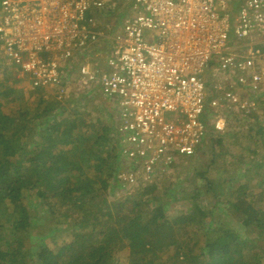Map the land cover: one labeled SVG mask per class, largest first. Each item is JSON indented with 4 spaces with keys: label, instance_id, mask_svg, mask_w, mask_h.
Instances as JSON below:
<instances>
[{
    "label": "built area",
    "instance_id": "built-area-1",
    "mask_svg": "<svg viewBox=\"0 0 264 264\" xmlns=\"http://www.w3.org/2000/svg\"><path fill=\"white\" fill-rule=\"evenodd\" d=\"M111 1L0 0V66L40 89L68 83L66 61L76 96L118 99V200L181 179L210 131L264 110V0H133L118 18Z\"/></svg>",
    "mask_w": 264,
    "mask_h": 264
},
{
    "label": "trees",
    "instance_id": "trees-1",
    "mask_svg": "<svg viewBox=\"0 0 264 264\" xmlns=\"http://www.w3.org/2000/svg\"><path fill=\"white\" fill-rule=\"evenodd\" d=\"M114 1L118 6L115 12L117 18L119 15L125 16L129 13L133 0ZM61 65L65 66L66 62H62ZM9 73L7 67L0 69L2 75L0 76V83L6 82L11 85L10 87L5 85L3 90H0V133L4 132L5 127L8 128V131L3 133L7 140L4 143L0 142V221L3 219L8 220L6 225L10 229V234L18 238V228L21 224L19 216L22 213L24 201L31 197L30 201L36 200L35 204L40 207L49 206L50 204L43 201L44 197L47 196V190L50 189L48 192L52 193L53 198L56 199L62 198L66 193L70 195L71 190L63 191L60 190V187H69L70 178L74 175L80 179L75 188V194L78 189L83 188L81 190L82 194L75 195L76 200L71 204L68 201V204L61 205V208L64 209L72 208V212L60 216V219L57 216L56 221H60L62 231L69 228V224H66V220L69 218H72L75 225H79L80 229L91 228L87 235L81 236V249L87 250L88 253L82 251L78 254L79 258L67 261L64 253L68 246L67 242L65 245L55 243V239L50 238L48 240L49 244L44 243L35 255L38 264H99L102 254L110 253L117 248L116 244L111 241L118 240L119 246H123V239L129 242L131 248L135 247L132 250L140 255L139 260L144 261V264H153V258L156 257L157 250L167 249V247L178 243L177 230L179 227L185 232L184 241L188 243L192 241L195 234L200 233L202 230L201 223L206 217V211L200 203L195 201H193L192 207L191 202H178L183 194L190 199L192 196L190 190L181 185L180 182L183 179L167 182L163 188L158 185L153 186L147 193L148 195H156L154 200L162 196L166 203H170L168 209L164 207L166 204L162 206L163 209L169 212V216L166 218L157 217V211L151 209L148 203L140 200L133 202L128 198H122L116 199L107 205L105 193L108 188L109 173L113 167L117 168L120 164L118 138H114L115 136L110 128L103 127V125H100L101 123H96L89 116L67 114L63 104H59L57 101L50 102L45 105L44 109H41L44 100L37 97L36 93L33 99H25L19 111L14 112L11 110L12 112L5 116L4 108L9 110L12 103L22 100V98L16 96L15 86L28 79L27 77L9 79L12 78ZM11 80L16 85H13ZM17 82H19L18 85ZM211 89L212 86H210V95L208 94V96L214 97ZM55 105L60 110L57 122H52L51 119L40 121L42 116H45V111L47 110L46 113H49ZM31 109H36V115L31 112ZM55 115L53 116L54 119L58 116ZM251 118L254 124L260 125L259 130H264V120L259 115L254 114ZM33 126L37 128L45 140L44 147L41 149L36 147L37 153L34 152L35 154L29 158L26 153L21 152L18 148L15 149L14 146L16 143L23 145V143L28 142L29 135L26 130H31ZM249 130H252V128ZM231 164L227 163L228 166H231ZM105 166L106 168H103ZM91 167L95 169L94 176L86 178ZM256 169L258 171L261 167L257 166ZM209 170L208 166L200 174L199 179L206 182V173ZM102 175L101 184L97 183L95 188H91L89 184L98 182V177ZM247 179L252 180L253 177L247 176ZM203 184H196L195 193L201 191ZM33 189L39 191L35 193ZM89 189L92 191L89 192ZM262 191L264 192V188ZM170 198H173V200ZM86 202L89 203L88 206H85ZM246 205L247 203L241 191L238 199L231 203L232 212L241 216L245 213ZM126 210H128L127 214L125 213ZM52 212L56 214L54 211ZM111 213L115 214L116 229H112L108 237L100 242L108 229V225H113L108 222L109 219L106 217ZM35 222L39 225V220L36 218ZM52 231L53 229L49 235ZM119 233L120 235H118ZM250 237L252 236L249 235L248 238ZM96 238L100 243L90 247ZM145 240L148 241L145 242ZM220 240L223 239L218 238L206 247V253L211 258H215V260L209 261V264H224L228 253L243 252L242 244L237 243V245H234L233 242L228 243L226 240H223L224 242ZM73 242L75 244V240H72L71 243ZM159 242H162L163 246H160ZM21 249H23V244L18 240L15 241L13 250L16 254L11 256L5 254L7 258L4 261V254H0V264H5V261L9 262L8 257L18 259V261L28 258L26 254L20 253ZM52 249H56L57 252ZM29 250L33 254L36 252L35 248L31 246ZM250 250L249 247L247 251ZM149 254L153 255L151 260ZM175 255L181 257L178 254ZM189 256H191L194 264L200 263L199 256L188 254L185 258L189 259ZM7 264H18V262Z\"/></svg>",
    "mask_w": 264,
    "mask_h": 264
},
{
    "label": "rangeland",
    "instance_id": "rangeland-1",
    "mask_svg": "<svg viewBox=\"0 0 264 264\" xmlns=\"http://www.w3.org/2000/svg\"><path fill=\"white\" fill-rule=\"evenodd\" d=\"M237 4L238 2L236 0V5ZM9 75L12 77L9 79H19L22 76H27L24 73L19 74L13 72H10ZM0 76L2 75L0 74ZM27 82L28 79L22 81L21 84L17 82V85H19L15 86L16 96L22 98V100L12 103V107L9 110H7L8 108H4L3 111L5 116H7L9 112H12L11 110L14 112L19 111L23 106L25 99H33L35 93L37 94V97H41L42 100H44L41 109H44L45 105L48 103L54 102L50 93L36 92V89L32 90L28 86H24ZM5 85H8V87L11 86L6 82H2L0 83V90H3ZM13 85H16L14 81ZM77 103L79 104L74 107L67 105L68 108L73 107L70 111L66 109L67 114H74L78 111H89L95 103V100L89 99L84 100L81 103L78 101ZM83 103L84 105L79 108V105ZM57 105H55L49 113H46V110L45 116L43 115L40 121L51 119L52 122H57V118L60 116V110ZM35 111L36 109H31V112L34 115H36ZM55 114L58 116L54 119L53 116ZM112 114L116 115V112L112 111ZM94 116L98 117L97 112H95ZM105 118H103L102 122L106 126L111 127L110 130L112 131V126H114L113 117L105 114ZM260 118L264 120V113ZM5 119H7V117H5ZM117 125L118 121L116 122L114 129H116ZM259 127L260 125L253 124L251 127L252 130L245 129L235 133L226 132V135L222 138L214 135L212 144L200 148L194 159L183 162L184 171L182 172V176L185 175L187 180L184 179L180 183L190 190L192 196L190 199L183 194L178 199V202H191V207L193 201L200 203L206 211V217L201 223L202 230L199 234L194 235L190 243L184 241L185 232L179 227L177 230L178 243L167 247V249L162 248L163 250H157L156 257L153 258V264H194L191 256H189V259L185 258L188 254L199 256V264H209V261L215 260V258H211L206 253V247L209 244L214 243L218 238H222L224 241L228 238L226 240L228 243L233 242L234 245H237V243L243 245V252L228 253L225 257L226 263L224 264H264V192L262 191L264 188V130H259ZM7 131L8 128L5 127L3 133ZM26 132L29 135L28 142L23 143V145L16 143L14 148L20 149L21 152L26 153L30 158L31 155L37 153L36 147L39 149L44 147L45 138L41 136L35 126H33L31 130H26ZM3 133H0L1 143H4L7 140V137L3 135ZM111 144L113 143L111 142ZM227 163L232 164L231 166H228ZM208 166L210 170L206 173L205 182L203 179H199V176ZM257 166L261 167L258 171L256 169ZM103 168H106V166ZM94 171V167L89 168V173H87L86 178L94 176ZM113 171L114 168L110 170L109 179L116 172ZM261 175H263V177H261ZM247 176H252L253 179H247ZM102 178L103 175L98 177V182L91 183L89 186L95 188L97 183L100 185ZM79 181L80 179L78 176H71L69 187H60V190L63 191L68 189L71 190V194L67 195L66 193L65 196L59 199L53 198L52 193L48 192L50 189H48L47 196L44 195L45 197L43 201L46 204H50L49 206L40 207L35 204L36 200L30 201L31 197L26 199L24 201L22 213L20 214L21 224L19 226L18 238L10 234V229L6 225L8 220L3 219L0 221V254H4L3 261L7 258L5 254H10V256L16 254L13 247L14 242L17 240L23 244V249H21L20 253L26 254L28 258L18 261V259L16 260L8 257L10 263L17 261L18 264H38L35 255L38 253L37 251L43 243L49 244L48 240H50V238H54L56 241L55 243H62L65 245L67 242L68 246L66 247V251H64L66 256L65 259L67 261L72 260L73 258H79L78 254L82 251L87 252V250L81 249V236L87 235L91 228L80 229L78 227L79 225H75L74 220L69 218L66 220V224H69V228L66 231H62L60 221H56L57 216L60 219V216L72 212V208L64 209L61 208V205L68 204V201L71 204L76 200L75 195L82 194L81 190L83 188L78 189L75 194V188L79 184ZM202 183L204 184L201 191L195 193L194 189H196V184ZM33 191L37 193L39 190L33 189ZM91 191L92 190L89 189V192ZM241 191L247 205L245 213L240 216L232 212L231 203L238 199L239 192ZM155 196L156 195L154 194H146L142 195L141 198L138 193H133L128 199L133 202L139 200L146 202L151 209L157 211V217L166 218L169 216V212L165 209H168L170 203H166L162 196L161 198L154 200ZM170 199L173 200V198ZM111 202V200L106 198L107 205ZM165 204L166 206H164ZM88 205L89 203L86 202L85 206ZM162 206H164L165 209H163ZM52 211L56 214H53ZM125 213L127 214L128 210H126ZM106 217L109 219L108 222L113 225H108V229L102 236L100 242H103L108 237L112 229H116L115 214L111 213ZM35 218L39 220V225L35 222ZM52 229L53 231L51 235H49ZM118 235H120V233ZM249 235L252 237L248 238ZM72 240H75V244L74 242L71 243ZM223 240L220 241L224 242ZM147 241L148 240H145V242ZM100 242L98 241V238H96L90 247ZM111 242L116 244L117 248L110 253L102 254V259L99 264L145 263L144 261L139 260L140 255L132 250V248L135 247L131 248L126 239H123V246H119L118 240H112ZM159 244L160 246H163L162 242H159ZM30 246L34 247L36 250L34 254L29 250ZM249 247L251 250L247 251ZM52 250L57 252L56 249ZM175 254H178L181 257L179 258V256H176ZM152 256V254H149L150 260L152 259ZM9 262L5 261V264Z\"/></svg>",
    "mask_w": 264,
    "mask_h": 264
},
{
    "label": "clouds",
    "instance_id": "clouds-1",
    "mask_svg": "<svg viewBox=\"0 0 264 264\" xmlns=\"http://www.w3.org/2000/svg\"><path fill=\"white\" fill-rule=\"evenodd\" d=\"M111 1V0H110ZM113 2H115L114 0H112ZM111 1V2H112ZM116 3V2H115ZM131 6H132V4H131ZM118 6H117V3H116V6H115V10H116V8H117ZM131 8V7H130ZM114 10V11H115ZM113 11V12H114ZM129 11H130V9H129ZM108 20H109V15H106L105 14V16H104V18H103V21L104 22H108ZM5 60V58H4V55L0 52V61H4ZM46 60L48 61V59H47V57H46ZM66 62V61H65ZM67 63V62H66ZM78 66L79 65H77V68H72V69H69L68 67H66V66H60L59 65V67L61 68L60 69V74L62 75L63 73H66V76H67V79H68V83H66V81H62V83L60 84V85H58V86H50V87H42V88H40V89H36V92H43V93H50L51 94V97H52V99H53V101H57V102H59L60 104H63V106L64 107H66V109L68 110V111H70L71 109H73V107L74 106H76L77 104H79V103H77L78 101H80V100H89V99H94L95 98V94L96 93H94V94H88V95H86L85 97H80V96H76V94H77V85H76V83H72V82H70V80L72 79V77H76L75 75H76V72H77V69H78ZM1 68H3L4 67V64H2L1 66H0ZM5 68V67H4ZM27 77V76H26ZM21 78H23V77H21ZM28 78V77H27ZM63 80H65V79H63ZM24 86H28L29 88H31L32 90L34 89V88H32L31 87V82H30V80H29V78H28V82L27 83H25L24 84ZM212 86V85H211ZM47 90H49V91H47ZM61 90H64V92L62 93L61 92ZM212 90V89H211ZM67 105H71V106H73L72 108H68L67 107ZM94 111V112H93ZM95 109H93V108H91L89 111H86V112H80V111H78L77 113H74V114H72V115H84V116H89L92 120L94 119V121L96 122V123H98V121H99V117H96V116H94V114H95ZM264 113V110L263 111H261V112H259L257 115H259L260 117H261V115ZM253 124H254V122H252V118H246V120L244 121V123H243V125L240 127V128H238L237 130H235V131H227V132H230V133H235V132H238V131H242V130H245V129H251V127L253 126ZM111 129V128H110ZM115 130L116 129H114V127H113V129H112V131L114 132V136H115ZM214 135L215 136H217V137H219V138H222V137H220V136H218V135H216V134H214V133H212L211 131L208 133V135L206 136V138L203 140V142L201 143V145H200V147L197 149V151H196V153H195V155L192 157V158H189V159H187L188 161H190V160H192V159H194L195 158V156H196V154H197V152L200 150V148H204V147H206V146H208L211 142H213V138H214ZM187 160H184L183 162H185V161H187ZM114 168V167H113ZM181 168H182V171H181V173L184 171V169H183V163L181 164ZM115 170H116V168H114V171L113 172H115ZM113 176V175H112ZM111 176V177H112ZM187 180L186 178H185V175L184 176H182L181 175V179H178V180ZM108 180H109V182H108V188H107V191H106V193H105V197L107 198V199H109V200H111L112 202L113 201H115V200H112V199H110L109 198V193H108V189H109V183H110V179H109V177H108ZM165 184L166 183H163V184H161L159 187L161 188V187H164L165 186ZM151 190V189H150ZM150 190H148V191H145V190H143V191H138V192H135V193H138V194H141L140 196H141V198H142V195H146ZM19 220H20V216H19ZM21 221V220H20ZM20 226V225H19ZM18 232H19V228H18ZM44 244V243H43ZM43 244L41 245V247L43 246Z\"/></svg>",
    "mask_w": 264,
    "mask_h": 264
},
{
    "label": "crops",
    "instance_id": "crops-1",
    "mask_svg": "<svg viewBox=\"0 0 264 264\" xmlns=\"http://www.w3.org/2000/svg\"><path fill=\"white\" fill-rule=\"evenodd\" d=\"M74 56H75V59L78 60L79 57L81 56V53H75ZM208 94L210 95V92ZM94 100H95V103L93 104L92 108L95 109V111L97 112V115L99 117L98 124L101 123L100 125H103V127H109V126H106L102 122L103 118H105V114H107L108 116L113 117L114 126H115L116 122L118 121V99H110V98H107L106 96H104L103 94L97 92L95 94ZM83 101L84 100H80V103ZM83 105H84V103L79 105V108H81ZM112 111H115L116 115H113ZM114 126H112V127H114ZM109 128H111V127H109Z\"/></svg>",
    "mask_w": 264,
    "mask_h": 264
}]
</instances>
